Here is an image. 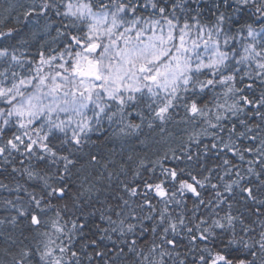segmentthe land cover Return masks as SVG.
Instances as JSON below:
<instances>
[{"label":"snow or ice","instance_id":"obj_1","mask_svg":"<svg viewBox=\"0 0 264 264\" xmlns=\"http://www.w3.org/2000/svg\"><path fill=\"white\" fill-rule=\"evenodd\" d=\"M0 264H264V0H7Z\"/></svg>","mask_w":264,"mask_h":264},{"label":"trees","instance_id":"obj_2","mask_svg":"<svg viewBox=\"0 0 264 264\" xmlns=\"http://www.w3.org/2000/svg\"><path fill=\"white\" fill-rule=\"evenodd\" d=\"M7 2V0H0V10L3 9L4 4Z\"/></svg>","mask_w":264,"mask_h":264}]
</instances>
